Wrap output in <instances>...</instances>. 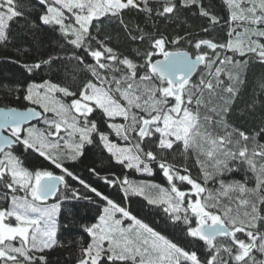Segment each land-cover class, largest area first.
Listing matches in <instances>:
<instances>
[{
  "label": "snow or ice",
  "instance_id": "snow-or-ice-1",
  "mask_svg": "<svg viewBox=\"0 0 264 264\" xmlns=\"http://www.w3.org/2000/svg\"><path fill=\"white\" fill-rule=\"evenodd\" d=\"M36 2L33 27H46L58 50L22 67L58 79L18 87L23 109L0 107V264H54L57 249L72 264H264V118L252 129L231 120L249 64L264 65V0H221L226 18L215 0ZM28 8L0 0V45ZM193 8L207 22L199 32L159 29ZM112 24L115 36L105 31ZM218 28L224 40L207 38ZM258 108L257 95L247 111ZM89 146L101 159L84 178L66 164ZM29 155L51 168L29 166ZM113 163L148 177L159 170L167 186L105 171ZM92 177L124 202L142 198L187 246Z\"/></svg>",
  "mask_w": 264,
  "mask_h": 264
},
{
  "label": "trees",
  "instance_id": "trees-1",
  "mask_svg": "<svg viewBox=\"0 0 264 264\" xmlns=\"http://www.w3.org/2000/svg\"><path fill=\"white\" fill-rule=\"evenodd\" d=\"M217 5V14L226 18V10L223 8L221 0H215ZM21 4L29 5L28 9H22L25 11L27 20L24 18H18L11 24L10 31V42L5 47L0 45V106H14L23 108L26 104L24 101L15 100V90L23 88L28 82L36 80L39 82L42 79H58L57 74L49 73L46 69L38 70L37 73L29 75L22 65L24 63H33L41 57L46 58L49 53L57 51V46L54 43L55 36L48 31V29H38L33 25L39 24L37 19V13L39 11V5L36 0H20ZM196 10L193 9H182L178 16L179 19L175 22H165L160 20L158 27L161 31L168 35H175L177 33L183 35L185 31L199 32L202 26H206L207 22L194 15ZM126 19H131V14H126ZM138 22L144 26L145 21L143 17L138 18ZM149 25L151 21L147 22ZM149 30L151 28L149 27ZM105 31L110 32L113 36L119 31L116 25H106ZM201 35H205L201 33ZM207 38H215L217 40H224L226 38L225 30L218 28L216 31L207 34ZM118 46L122 51H128L129 45L127 42H121ZM179 47H183L188 51H193L186 44H182ZM264 81V65L259 63H250L247 70V83L241 91L240 97L237 99L233 108L231 120L233 123L247 129H252L261 123V119L264 118V109L258 108L256 113L251 114L247 111V105L251 103L255 96H259V99L264 103V93L260 92L259 83ZM22 95V92H21ZM37 127H42L37 122H34ZM22 150L17 149V153L20 154ZM101 159V152L98 148L89 146L86 150L85 157H82L80 161L75 163L68 162V166L73 171L80 173L84 178H88L86 167L92 164H99ZM26 164L29 166H44L50 167L47 162H44L42 158L34 155H29L26 159ZM54 172L59 174V170L52 168ZM114 171L117 175H120L123 171L130 180L143 181L148 180L153 183H159L162 186L166 185V180L160 174L159 170H156V174L152 177L138 174L132 170H122L118 165L110 164L106 165L105 171ZM197 174V170L193 168V175ZM239 178V177H237ZM91 180L96 186L100 187L105 194L110 195L118 202L126 203V206L140 217H143L146 222H149L154 228L172 239L174 242H178L181 245L187 246V241L182 237L181 234L176 232L173 228L167 224L162 215L157 214L156 210L149 211V208L144 207L146 201L140 197H131L127 202L122 200V195L111 188L103 185L97 178L92 177ZM59 264H72L69 258L67 250L57 249L56 252L50 254Z\"/></svg>",
  "mask_w": 264,
  "mask_h": 264
},
{
  "label": "water",
  "instance_id": "water-1",
  "mask_svg": "<svg viewBox=\"0 0 264 264\" xmlns=\"http://www.w3.org/2000/svg\"><path fill=\"white\" fill-rule=\"evenodd\" d=\"M0 107H2V106H0ZM12 107H14V106H12ZM20 108V107H19ZM21 109H23V108H21ZM34 122H36V121H32V123H34Z\"/></svg>",
  "mask_w": 264,
  "mask_h": 264
}]
</instances>
